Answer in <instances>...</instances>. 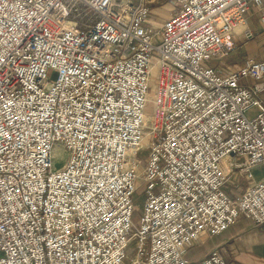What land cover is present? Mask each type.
<instances>
[{"label":"built area","instance_id":"2783aa9c","mask_svg":"<svg viewBox=\"0 0 264 264\" xmlns=\"http://www.w3.org/2000/svg\"><path fill=\"white\" fill-rule=\"evenodd\" d=\"M151 1L0 0V264H227L185 254L264 225V59L207 64L261 0Z\"/></svg>","mask_w":264,"mask_h":264},{"label":"crops","instance_id":"0c3cea01","mask_svg":"<svg viewBox=\"0 0 264 264\" xmlns=\"http://www.w3.org/2000/svg\"><path fill=\"white\" fill-rule=\"evenodd\" d=\"M150 6L152 9V4ZM157 9L155 12L158 13L159 9ZM153 10L152 12H154ZM165 15L163 14V18L166 17ZM245 27L253 30L256 35L253 42H246L250 47L247 54L252 51L258 53L256 50L262 51L264 49V38H262V34H264V0H261L260 6H256L252 1L249 2ZM241 28L243 30L244 27ZM238 34H240L239 27L234 30V36ZM249 57L256 60L264 59V56L260 54L258 57L240 58V62L242 63ZM215 69L224 72L221 69ZM197 244H201L200 258L210 249H216L227 264H264V225H255L248 218H238L222 232L206 237Z\"/></svg>","mask_w":264,"mask_h":264},{"label":"rangeland","instance_id":"374dc122","mask_svg":"<svg viewBox=\"0 0 264 264\" xmlns=\"http://www.w3.org/2000/svg\"><path fill=\"white\" fill-rule=\"evenodd\" d=\"M154 2H156V3H154ZM150 4H152V6H153L152 9H154L153 10L154 12H152V14L149 17V24L152 25L153 27L159 26V24L161 23V20L163 19V14L167 15L171 11L172 6L170 5L169 0H152L149 3V6H150ZM150 8H151V6H150ZM155 9L158 10V13L155 12ZM239 29H240V34H238L237 36L236 35L234 36V40H235L234 44L235 45H234L232 52L229 55H227L226 57H222V58L214 57V58L209 59L207 61L208 65L213 66L219 70L221 69L224 72H226L230 69L238 67L239 63L241 64L240 58H244L246 56L258 57L260 54H261V56H264V49H262V51L256 50L258 53H253V51H252V53L247 54L249 49H250V47L248 46L247 43L253 42L256 35L254 34L253 30H249L247 27H244L243 30H241L242 29L241 27H239ZM246 34L247 35L250 34L251 36L246 38L245 37ZM262 38H264V34H262ZM49 74H50V72H49ZM153 91H154L153 86H150L148 88L147 94L152 95ZM151 107H152V105L148 101L146 108H145V111H147V112L151 111ZM256 111H257V108L255 106H252L251 108L248 109L247 115H249V116L253 115L256 113ZM144 155H145V152H142L141 154H139V158L141 160H143ZM54 156H55L56 165H59L61 163L60 162L61 157H60V152L57 149H55ZM257 171H259V170H257ZM144 187H145V184H143L141 181H139L137 184L136 190L133 194L134 212H133L132 221L135 224H137L139 222V219H140L141 214H142ZM131 246H132V244L130 245V248L128 250H131ZM200 246H201V244L196 243L192 247H190L185 254V258L190 262H195V261L199 260L200 255H201V253H200L201 247Z\"/></svg>","mask_w":264,"mask_h":264}]
</instances>
